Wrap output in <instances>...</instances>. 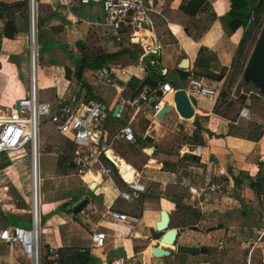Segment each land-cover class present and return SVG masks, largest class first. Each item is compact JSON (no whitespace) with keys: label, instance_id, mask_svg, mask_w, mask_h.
I'll use <instances>...</instances> for the list:
<instances>
[{"label":"crops","instance_id":"0c3cea01","mask_svg":"<svg viewBox=\"0 0 264 264\" xmlns=\"http://www.w3.org/2000/svg\"><path fill=\"white\" fill-rule=\"evenodd\" d=\"M191 1L158 0L156 12L151 15L150 23L133 32L136 33L134 36L140 39V43L135 38L136 43L132 44L129 39L131 33H125L122 42H117L114 33L103 26L104 14L98 4L81 6L69 11L57 5L54 0L42 4L40 18L43 25L40 32L45 33L47 37L49 33L52 35L53 39L48 38L55 48L54 59L48 60L49 63L41 69L39 61L37 63V51L33 49L35 38H32L33 85L35 89L39 86L52 87L56 90L55 98L60 95L77 94L86 101L87 96L92 95L93 98L89 102H101L106 110L97 148H106L109 157L116 163L113 164L107 157L113 168V174L107 178L99 176L95 171L84 177L76 175L71 162L75 147L72 138L49 124L58 132L56 140L48 146L46 153L48 159H53V163L45 169L43 175L40 159L39 167L38 164L35 165L33 207L23 197L21 205L16 202L10 203L9 200L7 202L5 198L7 196L2 194L4 199L0 197V205L2 204L0 230L11 226L32 228L35 215L37 223H40L39 235L44 254L49 247L54 246L60 250L71 248L80 252H90L97 260V264H110L114 259L127 255H136L146 264L182 261V258L177 259L180 253L177 248L170 246L165 247L174 250L171 257L152 256V247L164 245L151 236L152 226L148 220L157 219L156 223L160 219L161 211L165 209L171 215V227L179 229L178 245L204 249V252L200 251L197 254H186L185 261H197L194 264H209L207 261L249 263L259 261L260 264H264L262 197H259L257 191L250 186V180L256 182L259 173L264 175V116L259 115V112L251 107L255 100L264 106V97L261 95L248 97L243 92L257 91L254 88L249 90L245 85H242V88L240 86L241 92L238 91L236 95L230 93V98L237 100L242 95L246 99L242 105L238 102L239 113L230 117V113L224 115L219 113V109L216 110L215 99L199 94L196 89L188 86V82L180 81L176 69L184 58H188L189 68L197 75L196 79L203 81L208 88L220 92L227 90V80L232 72L238 46L245 34L241 23L228 15L229 0H205L195 14L186 12V9L194 4H191ZM35 17L34 14V20ZM35 24L36 20L32 27L33 37L34 33L36 34ZM4 25L5 21L0 20L1 31L4 30ZM191 26H194V32H198L196 30L198 26L205 28L200 34L193 35ZM17 29L19 33L14 39L4 38L0 52L5 41H14L17 37L24 39L22 37L24 30L20 31L18 25ZM78 42H82L88 56L123 51L124 54L109 62L103 69H86L80 82L75 77V65L64 51V48L72 51L69 47L72 46L75 48L72 52L80 56L82 53L77 48ZM150 43L160 46L157 54L144 52V45ZM202 48L217 55L224 75L211 69L210 61L202 52ZM245 52L246 64L250 54H247V49ZM63 56L71 63V67L68 63L65 65L66 68H63L64 73L67 69L72 71L71 79L64 73L54 76L52 74L55 66L63 65L60 62ZM2 72L14 78L20 92L22 84L20 78L0 69V73ZM147 75L159 83L158 87L164 81L173 84L176 90L186 89L195 110L194 117L183 119L175 109L172 96L165 99V105L172 108L162 119H157L147 111L134 114L127 107L126 101ZM134 79H137L138 83L132 87L130 83ZM73 81H77L81 89L79 92L67 94ZM24 84L26 87L25 82ZM25 87H22L23 93L14 99L11 109H14L18 99L27 94ZM118 105L121 108L114 116L113 112ZM245 111H248V115H245ZM129 122L133 124L135 130V143L118 139L120 130ZM249 123L261 128L263 133L259 140L247 139L250 133ZM131 147L145 157L140 164H137L135 158L127 151ZM14 154L8 155L11 161L7 168L11 167V162L14 163L16 159L30 158L28 162L25 161L24 170L25 174L32 178V157L24 151H17ZM190 155H193L195 160L185 159ZM56 170L63 175L60 179L67 180L73 177L75 181H66L70 186L54 190V187H50L48 176L53 173L54 177ZM65 170L67 172H64ZM2 171L4 170L0 169V173ZM139 174L147 191L140 193L134 202H126L120 197V193L128 190V183ZM237 179L242 184L237 185L235 182ZM204 183L217 186V192L198 197L191 191V188ZM43 184L46 185V193L42 191ZM69 188L72 192L68 195L55 197L54 194H64L63 192H67ZM1 189L6 188L0 187ZM231 192L235 193L240 201L238 207H230L229 202L233 203L234 197L231 199L226 195ZM150 194L159 195L161 197L159 201L164 202L165 207L160 203L159 206L163 208L160 211L156 210V206H153L150 200ZM85 200L89 201L88 204L80 212L75 213L76 207ZM177 204L181 210L176 208ZM64 205L68 206V210L63 208ZM108 209L136 217L138 222L128 224L107 219L104 213ZM149 210L150 214L147 212ZM135 224L139 226H133ZM96 230L107 234L104 250L91 247L92 235ZM0 244L10 247L25 262L19 246L2 242ZM149 245L152 246L148 247ZM205 248L209 249L208 253ZM66 254L72 257L74 251ZM66 254L64 252V256ZM69 257H63L61 260Z\"/></svg>","mask_w":264,"mask_h":264},{"label":"built area","instance_id":"2783aa9c","mask_svg":"<svg viewBox=\"0 0 264 264\" xmlns=\"http://www.w3.org/2000/svg\"><path fill=\"white\" fill-rule=\"evenodd\" d=\"M32 1V0H31ZM30 1L31 7L34 6ZM57 5L65 7L68 11L73 8L98 4L101 6L104 17L102 24L108 30L114 33L115 40L122 42L126 33H131L130 43H135L138 38L135 32L144 24L151 21V15L156 12V3L158 0H54ZM191 1V0H187ZM4 0H0V7ZM36 17L38 20V0L35 1ZM32 14H35L34 11ZM256 14L252 12L249 23L256 21ZM31 40L37 38V29L35 37L32 35L31 18ZM0 28V43H3V31ZM36 41V40H35ZM160 49L159 45L145 44L143 50L145 53ZM38 85V84H37ZM188 86L196 89L199 94L218 100L220 91L208 88L203 81L193 79L188 81ZM160 90L163 96H157ZM178 91L169 83H161L160 87H144V89L132 101H126L128 108L134 114L140 111H147L153 116L165 105V99L168 95L173 96ZM250 90L244 93L250 97L252 95L260 96L258 90ZM262 96V95H261ZM19 108L4 113L0 111V156L3 154L11 155L17 151H28L32 157V173L35 169L36 161L39 167V133L40 126L46 122L54 126L63 134L70 135L75 144L73 149L72 165L76 175L84 177L85 175L96 172L99 176L107 178L113 174V168L107 161L109 157L106 148L98 149L97 141L100 138L101 126L105 118L103 104L97 101L86 102L83 97L72 95H60L53 101L41 100L39 88L35 91L31 79V89L25 96L18 99ZM118 139L129 143L136 142V134L133 124L129 122L120 130ZM37 155V157H36ZM129 184V189L122 191L120 197L126 202L132 203L138 198L140 193L146 192L145 185L141 182V175H137ZM218 190L217 186L212 184H200L191 188V191L198 197L214 194ZM262 217L264 219V198H261ZM40 217V216H39ZM107 219H113L121 222L136 223L138 219L126 213H121L108 209L104 213ZM34 225L32 228H23L20 226L6 227L0 230V242L8 245L19 246L22 251L25 264H60L65 256L57 247L51 246L44 254L39 229H37L36 216L33 217ZM107 234L102 231H94L92 235L91 247L93 249L104 250L106 247ZM110 264H146L136 255H127L114 259Z\"/></svg>","mask_w":264,"mask_h":264},{"label":"rangeland","instance_id":"374dc122","mask_svg":"<svg viewBox=\"0 0 264 264\" xmlns=\"http://www.w3.org/2000/svg\"><path fill=\"white\" fill-rule=\"evenodd\" d=\"M30 1L31 0H4V2H8V4H18L21 2H26L27 3V8H20V11H17L15 14V20L17 22V25L20 27V31L21 29L24 30L22 37L20 38L17 37L14 41H5V45L2 47V51L0 52V69H3L5 72L10 73L11 75L14 76H18L22 82L21 84V88H20V92L18 91V85L15 84L14 78H10V76L6 75V73L2 72L0 73V111H3L4 113H8L9 110L11 109V106L13 105V101L16 98V96H19L21 94L22 87H25L23 85L24 82L26 83V92H29V90L31 89V79H32V75H33V69L31 68L32 66V40H31V18H32V27H33V23L35 22L34 20V14L33 13V7H31V14H30ZM36 1V0H35ZM35 1L32 0L31 2H33V4L35 5ZM49 0H38V8H39V15L38 18L40 17V10L41 7L43 6L42 4L44 3H48ZM55 2V1H54ZM56 3V2H55ZM35 10V15H36V9ZM263 21H264V17H263ZM262 21V22H263ZM36 25V24H35ZM192 29V34L194 35H198L200 34V31L204 30L205 26H198V28L194 32V26L190 27ZM22 30V31H23ZM37 38L39 40L38 44V61H39V66L42 69L48 62V60H52L53 58V51H54V47L53 44L51 43V41L49 40L48 37H50L51 39H53L52 35L49 33V36L47 37L45 33H42L41 37L39 38V31H41L40 27H38L37 29ZM261 28L256 27L254 28L253 31V35L252 38L249 40L246 49H247V54L251 52V50L254 47V44L258 38V35L260 33ZM36 31V30H35ZM70 49L72 51L75 50V48H73L72 46H69ZM91 47V46H90ZM61 64L63 65H57L54 67V71H52V74L54 76V74H62L64 73L63 68H66V64L68 65L69 63V67L70 66V62L69 60H67V58L65 56H63L62 60L60 61ZM67 66V67H68ZM64 68V69H65ZM40 69V70H41ZM244 67L242 69H240V71H238V73H233V83L230 85L229 84V78L227 80V84L226 87L228 89V91L231 94H237L238 93V88L241 86V75H242V71H243ZM38 70V67H37ZM60 70V71H59ZM66 74V73H64ZM74 80V79H73ZM24 81V82H23ZM33 82V79H32ZM63 83L65 84V82L63 81ZM229 84V86H228ZM42 86V85H41ZM250 88H254V87H250ZM80 84L77 81H73L72 87L68 89L67 94H71L73 92H79L80 91ZM255 89V88H254ZM256 90V89H255ZM54 92H56L55 89H53L52 87H40L39 86V95L41 100H46V101H52L54 100L55 96H54ZM23 93V92H22ZM240 95V94H239ZM230 100H235L234 98H230ZM255 100V99H254ZM253 100V101H254ZM235 107L232 108V112L230 113V117H234L237 112H238V102L239 100H235ZM251 107L253 108V110H255L256 112H259V115L264 116V106H262V104L260 103V101L255 100L252 104ZM224 112V111H223ZM226 112V110H225ZM49 124L46 122H43L42 125L40 126V166H41V174L43 175L45 172V169L48 168V166L50 164L53 163V159H48L46 153L48 152V146L52 143H54V141L56 140V130L52 127V126H48ZM58 133V132H57ZM28 149V147H27ZM27 149H25V153L27 152L29 154V156L31 157L30 153L28 151H26ZM52 151H54V149H52ZM127 151H129V153L132 155L133 158H135L137 164H140L142 161L145 160V157L135 148H129L127 149ZM11 155H15L14 153H12ZM10 157V156H9ZM28 159V160H27ZM10 160V159H9ZM17 161H15L14 163L11 162L12 166L7 168H3L4 171H2L0 173V187H5L6 189H1L0 190V197L3 198L2 194H5L7 197H5L7 199V202L9 200L10 203H17L19 205H21V201H22V197L26 199V201H28L29 205H32L33 207V200H34V181H33V175L34 173H32V178L29 177V174L26 175L25 174V170H24V163L25 161H29L30 158H26V159H16ZM23 160V161H22ZM50 160V161H49ZM11 161V160H10ZM6 161L3 158H0V166H2L3 164H5ZM64 172H67L66 170ZM70 174L72 173V171H69ZM60 176H63L60 174L59 170H56L54 173V177H53V173H51L50 176H48L49 181L50 182V187H54V190H62L64 189V187H66L67 185L70 186V184L66 181H72L74 182L75 179L73 177H70L69 179H60ZM56 181H60V182H56ZM63 181V182H61ZM41 183V182H40ZM39 184V182H38ZM52 185V186H51ZM150 187V186H149ZM40 185H38V194H39V199H41L40 197ZM42 191L44 193H46V185L43 184L42 187ZM5 192V193H3ZM71 191V188H69V190L67 192H63L62 193H58V194H54L55 197H63V195H68ZM60 195V196H59ZM151 202H153V206H156V210L160 211L163 207L159 206V204H163L164 202H160V198L159 195H151ZM226 196H230L231 199H233L234 197V202L230 203V207L233 206L238 207L240 205L239 199H237L238 197L235 195V193H230L227 194ZM66 197V196H64ZM4 199V198H3ZM45 199V196H44ZM163 206L165 207V205L163 204ZM2 208V204L0 205V209ZM157 211V215L158 212ZM150 214V210L147 211ZM133 214V213H132ZM155 220L157 219H151L148 220V223L150 226L155 227ZM237 221V220H236ZM130 224V223H128ZM133 226H139L138 224H135ZM264 228V219L261 225ZM146 232H148V229L145 228ZM238 230V229H236ZM235 232H238L236 231ZM155 240V239H154ZM236 242V240L234 241V243ZM157 243V242H156ZM152 245H149L148 247H150ZM247 256L245 257V260H247ZM197 261H186L185 264H194ZM207 263L209 264H248L249 261H207ZM0 264H25V262L23 261L21 256H18L16 254L15 251L11 250L10 247L4 246L0 244ZM164 264H181L180 261H165ZM249 264H260L259 261H251Z\"/></svg>","mask_w":264,"mask_h":264},{"label":"trees","instance_id":"16d2710c","mask_svg":"<svg viewBox=\"0 0 264 264\" xmlns=\"http://www.w3.org/2000/svg\"><path fill=\"white\" fill-rule=\"evenodd\" d=\"M198 0H192L190 3H194L192 4L193 6L189 7L186 9L187 13L190 14H195L196 12H198L199 8H201V6L203 5L205 0H199V2H196ZM230 2V10L228 12V15L237 19L240 23L241 26L244 28L245 30V34L242 38V40L240 41V44L238 46V51H237V55L235 57V60L233 62L232 65V72L229 75V84L231 85L233 83V73H238V71H240V69H242L245 65V56H246V46L249 42V40L252 38L253 35V29L256 27L261 28L263 25V17H264V0H229ZM20 8H27V3L26 2H21L18 4H8L3 2L1 4L0 7V20H4L5 21V25H4V30H3V37L6 39H14L15 36L19 33V30L17 29V25H16V20H15V14L17 11H20ZM252 12H255L256 14V21L252 24L249 23V19L250 16L252 14ZM39 15V12H38ZM38 23V27H42L43 25V21L42 19L39 17L37 20ZM42 33L39 31V38L41 37ZM39 42V40H38ZM0 48H1V43H0ZM77 48L78 50L82 53L80 56H77L74 54V52L67 50L66 48H64L65 53L67 54V56L69 57V59L73 62V64L76 67L75 70V77L77 80H79L80 82H82L83 80V75L86 69H91V70H99V69H103L105 68V66L109 63L112 62L116 59H118L122 54H124L123 52H119L116 54H98L96 56H88L87 54H85V48L83 47L82 42H78L77 43ZM202 52L208 57L209 61H210V66L212 70L218 71L220 72L221 75H224V69L220 67V62L219 59L217 57V55L215 53H213L212 51L206 49V48H202L201 49ZM236 71V72H235ZM72 76V71L70 69L66 70V77L68 79H71ZM195 76L197 77V75L195 74ZM221 79V78H219ZM138 83L137 79H134L131 83L130 86L134 87L136 84ZM164 83V81H163ZM228 84V86H229ZM245 87L247 89H252L250 87H253L252 85H245ZM242 88V87H241ZM241 88H238L239 93L241 92ZM88 91L90 93V88H88ZM92 95H88L86 102H89L90 99H92ZM246 97L240 95L238 100L240 102V104L242 105L245 102ZM235 100H230V92L227 90H222L220 92L219 98L217 100V105H216V110L219 111L220 114H224V115H228L229 113H231L233 110L232 108L235 107ZM219 109V110H218ZM226 110V112H225ZM224 111V112H223ZM239 113V111H238ZM237 113V114H238ZM248 128L250 130L249 136L247 137V139L249 140H259V138L262 136V131L260 127L255 126L252 123H249ZM211 136L213 135L212 133H209ZM254 134V135H253ZM256 134V135H255ZM146 142V140H143ZM0 158H3L6 163L3 164L2 166H0V169H3L7 166L10 165V160L7 154H3L0 156ZM185 159L187 160H195V157L193 155L190 156H186ZM262 165V163H261ZM264 166V164H263ZM237 185L242 184L238 179L235 180ZM250 186L255 189L258 193L259 197H263L264 198V175L263 173H259L258 178L256 180V182L250 180ZM63 208H65L66 210H68V206L64 205ZM176 208L178 210H181L180 205L177 204ZM172 228V227H171ZM206 252L208 253L209 249L205 248ZM74 251V254L72 255V257L69 258H64L62 261V264H97V260L95 258H93L90 255V252H80L79 250H72L71 248H66L61 250V252L64 255L66 253H70ZM179 258L177 259H181L182 261H180L181 264H185V258L187 257L186 254L184 253H179L178 255ZM184 257V258H183ZM185 259V260H184ZM48 264V263H46Z\"/></svg>","mask_w":264,"mask_h":264},{"label":"water","instance_id":"95a60500","mask_svg":"<svg viewBox=\"0 0 264 264\" xmlns=\"http://www.w3.org/2000/svg\"><path fill=\"white\" fill-rule=\"evenodd\" d=\"M36 29H38V23L36 22ZM37 46V63H38V40L35 41ZM159 49H155L153 52L158 53ZM190 67V61L188 58H184L179 67L176 69V73L179 76L180 81L188 82L192 77L196 79L197 77L192 73ZM241 84L242 85H252L259 93L264 97V22L258 38L254 44L253 49L250 52V55L247 59L246 64L241 75ZM173 87V84H170ZM150 86L152 88H157L159 83L154 80L151 76L147 75L136 88L133 95L130 97L129 101H132L144 87ZM157 96H163L162 91H157ZM171 95H168V97ZM173 102L175 104V109L179 115L185 119H191L194 117V107L191 103V99L186 91V89H180L174 93L172 96ZM16 108H19V102L16 103ZM120 105H118L113 114L116 116L120 110ZM170 105H164L162 109L157 113L156 118L162 119L170 110ZM103 110H106V107L103 106ZM110 158V157H109ZM110 161L115 164L116 162L110 158ZM95 187V184L92 185V188ZM88 200L82 201L74 210L75 213L80 212L87 204ZM151 236L159 241L169 245L170 247H175L180 253L193 255L197 254L200 251L204 252L203 248L188 246V245H178L179 229L171 228V215L167 210H162L160 213V219L155 223V227L150 229ZM174 253V250L166 248L165 246H154L152 247V256L155 258H167L171 257Z\"/></svg>","mask_w":264,"mask_h":264},{"label":"bare ground","instance_id":"6f19581e","mask_svg":"<svg viewBox=\"0 0 264 264\" xmlns=\"http://www.w3.org/2000/svg\"><path fill=\"white\" fill-rule=\"evenodd\" d=\"M35 1V0H34ZM36 29V28H35ZM137 40H138V43H140V39L139 38H136ZM35 40L36 39H34V42H33V49H35V52H36V50H37V46H36V43H35ZM135 43H136V40H135ZM35 67V66H34ZM34 86V85H33ZM38 89V87L35 89V87H34V90L36 91ZM245 113V115H248V111H245L244 112ZM36 157H37V155H36ZM36 164H37V161H36ZM37 220V219H36ZM37 229H39V223H37ZM162 245H164V246H169V245H167V244H164V243H161Z\"/></svg>","mask_w":264,"mask_h":264}]
</instances>
